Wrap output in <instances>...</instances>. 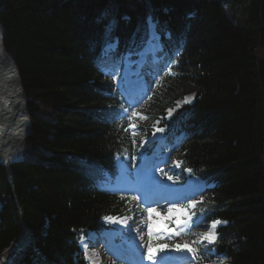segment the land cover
I'll use <instances>...</instances> for the list:
<instances>
[{
	"label": "trees",
	"instance_id": "trees-1",
	"mask_svg": "<svg viewBox=\"0 0 264 264\" xmlns=\"http://www.w3.org/2000/svg\"><path fill=\"white\" fill-rule=\"evenodd\" d=\"M148 9L189 31L176 76L145 109L195 92L197 135L180 155L222 174L208 201L227 221L217 249L226 264H264V0H0V258L10 264H71L77 233L119 209L85 180L128 140L94 111L107 82L91 57L107 27L127 36Z\"/></svg>",
	"mask_w": 264,
	"mask_h": 264
},
{
	"label": "snow or ice",
	"instance_id": "snow-or-ice-1",
	"mask_svg": "<svg viewBox=\"0 0 264 264\" xmlns=\"http://www.w3.org/2000/svg\"><path fill=\"white\" fill-rule=\"evenodd\" d=\"M148 24H149L150 27L154 28V25L152 24L151 17L148 18ZM120 114L121 115H127V113L123 112V111ZM189 171H191V170H189ZM169 179H171V178H169ZM149 211L151 212L152 210L150 209ZM104 219H106V220H114L115 218H113V217H105ZM176 223L180 224L181 221L179 219H177ZM220 223H221L220 221H214L212 227L215 228L216 225H218ZM224 223H226V222H224ZM149 237H150V241H149V244L147 246V259L148 260H153L154 259V251H153V245L151 243V239H152V228H151V225H149ZM201 238L203 240H207L209 242V244H211V243H213L216 240L217 237L213 233L209 232V233H202L201 234ZM162 247H168V246L167 245H163ZM175 247L177 249H180L181 245L178 244ZM183 247L185 249H187L188 251L195 252V249L190 248L187 242L184 244ZM206 250H208V249H206ZM221 264H223V262H221Z\"/></svg>",
	"mask_w": 264,
	"mask_h": 264
},
{
	"label": "rangeland",
	"instance_id": "rangeland-1",
	"mask_svg": "<svg viewBox=\"0 0 264 264\" xmlns=\"http://www.w3.org/2000/svg\"><path fill=\"white\" fill-rule=\"evenodd\" d=\"M2 67H3V66H2ZM3 68H4V67H3ZM24 147H25V146H24ZM149 166H151V165H149ZM173 166H176V165L173 164ZM147 167H148V166H147ZM123 227H124V228H127V225H126V224H125V225L123 224ZM177 264H178V263H177ZM180 264H182V262H181Z\"/></svg>",
	"mask_w": 264,
	"mask_h": 264
},
{
	"label": "bare ground",
	"instance_id": "bare-ground-1",
	"mask_svg": "<svg viewBox=\"0 0 264 264\" xmlns=\"http://www.w3.org/2000/svg\"><path fill=\"white\" fill-rule=\"evenodd\" d=\"M148 44H152L151 42H148ZM174 213H176V212H174ZM121 225V227H123V224H120ZM125 225V224H124ZM181 262H178V264H180ZM182 264H183V262H182Z\"/></svg>",
	"mask_w": 264,
	"mask_h": 264
},
{
	"label": "clouds",
	"instance_id": "clouds-1",
	"mask_svg": "<svg viewBox=\"0 0 264 264\" xmlns=\"http://www.w3.org/2000/svg\"><path fill=\"white\" fill-rule=\"evenodd\" d=\"M0 32H1V28H0Z\"/></svg>",
	"mask_w": 264,
	"mask_h": 264
},
{
	"label": "water",
	"instance_id": "water-1",
	"mask_svg": "<svg viewBox=\"0 0 264 264\" xmlns=\"http://www.w3.org/2000/svg\"><path fill=\"white\" fill-rule=\"evenodd\" d=\"M24 98V97H23ZM25 104V103H24ZM24 107H25V105H24Z\"/></svg>",
	"mask_w": 264,
	"mask_h": 264
}]
</instances>
